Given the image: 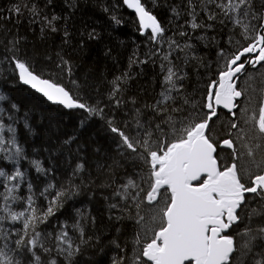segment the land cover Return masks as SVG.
Masks as SVG:
<instances>
[{"label":"snow or ice","instance_id":"1","mask_svg":"<svg viewBox=\"0 0 264 264\" xmlns=\"http://www.w3.org/2000/svg\"><path fill=\"white\" fill-rule=\"evenodd\" d=\"M64 4V14L54 0H11L0 9V85L26 86L79 110L78 129L97 121L110 142L92 149L90 163L87 142L67 136L58 146L77 147L71 171L57 179L59 169L31 158L22 142L20 127L34 133L29 114L0 90V264H85L86 252L105 247L117 252L111 264H264V0L104 7L116 26L123 19L114 9L134 12L147 51L137 46L126 69L99 83L88 78L93 73L74 78L73 56L100 34L82 27L73 44L77 5ZM24 26L38 29L45 44L59 35L60 51L29 49ZM148 65L158 69L150 87L133 91ZM99 180L109 191V225L120 236L131 226L128 241L117 236L105 245L96 217L75 207ZM69 205L72 214L62 219Z\"/></svg>","mask_w":264,"mask_h":264},{"label":"trees","instance_id":"2","mask_svg":"<svg viewBox=\"0 0 264 264\" xmlns=\"http://www.w3.org/2000/svg\"><path fill=\"white\" fill-rule=\"evenodd\" d=\"M77 7L74 9L75 15L70 20L69 31L73 32V44L79 39L75 30L87 27L88 30L95 28L96 32L100 34L98 41L90 42L88 47L77 55L73 56L76 62L75 77L83 79L88 73H93L88 76L90 80H95L99 83V77L115 74L120 69H126L128 66V58L132 55L133 51L140 46V51L146 52L144 47L145 38L141 36L136 30L135 20L136 17L131 13L126 6H120L114 9V13L123 19L121 26H116L110 21V14L103 11L104 7L112 8V6L119 2V0H74ZM171 2V0H168ZM11 0H0V9H6L10 6ZM55 11L64 14L67 12L64 0H54ZM160 3L165 4V0H160ZM162 15L165 23L169 16L164 7L157 9ZM11 26V25H9ZM22 35L28 36V48L31 49L35 45L38 51H44L47 48L49 55L60 51L59 45L61 38L59 35L55 36L52 40L45 43L41 42L40 33L37 29L34 33L26 31V26L20 29ZM201 47V54L210 61L214 59V52ZM112 49V56L105 57V49ZM72 51V49H68ZM115 58V62L113 60ZM135 71H140L136 69ZM155 71L151 65L143 68L141 75L137 76L131 84L133 91L140 88H149L150 81ZM0 90L8 92L14 102L20 105L21 115L28 113L30 116V123L34 130L33 134H29L26 129L19 128L21 139L24 143L31 158L41 160L45 167L58 168L56 173L57 179H62L66 172H70L68 164L74 159L76 144L71 146L72 153L68 151L67 146L61 149L60 145L67 136H78L77 143L87 142L88 152L86 155L89 157V162L93 163L96 157L92 154V149L98 146H105L108 142L106 140V133L101 129V125L97 121H93L88 127L83 130L78 129V120L81 118L79 110H66L56 105H52L44 98L34 93L26 86L8 83L0 85ZM33 150L36 154L32 155ZM24 167L27 168L28 164L25 162ZM74 167V164H73ZM31 176L37 177L38 174L35 169H31ZM95 178V177H94ZM44 178L40 177V186L42 187ZM104 183L103 180L97 181L96 185H89L92 188V193H85L77 197L75 203L76 208L82 209L86 214H91L96 217V227L104 231L106 237L105 245L109 240L120 236L109 225L107 203L104 197L109 195L108 190L100 187ZM72 214V205H69L61 217L62 219ZM120 227L119 225H117ZM124 232L120 239L128 241L131 232V226L122 228ZM117 252L114 248L105 247L103 253L98 249L95 251H88L82 257V261L87 264L89 261L98 262V264H111V257L116 255Z\"/></svg>","mask_w":264,"mask_h":264},{"label":"water","instance_id":"3","mask_svg":"<svg viewBox=\"0 0 264 264\" xmlns=\"http://www.w3.org/2000/svg\"><path fill=\"white\" fill-rule=\"evenodd\" d=\"M131 13H133L134 14V12L132 11V10H130V9H128Z\"/></svg>","mask_w":264,"mask_h":264}]
</instances>
